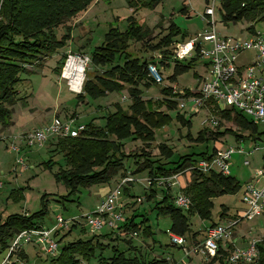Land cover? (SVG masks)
<instances>
[{
    "label": "rangeland",
    "instance_id": "1",
    "mask_svg": "<svg viewBox=\"0 0 264 264\" xmlns=\"http://www.w3.org/2000/svg\"><path fill=\"white\" fill-rule=\"evenodd\" d=\"M157 4L153 10L147 7L132 10L126 0H93L75 16L65 18L60 25L53 27V31L58 37L69 33L65 46L54 54L43 55L39 57L37 62L26 65L30 71L20 75V81L15 90L17 102L8 106L11 109L8 123L0 121V219L10 213L28 214L38 211L42 208L41 203L44 201V198L41 197L46 194L44 197H46L47 212L41 220L42 225L48 228L52 227L56 222L57 215H61L63 218L76 217L80 224L71 226L70 231L63 229L58 234L64 237V240L75 239L79 236L86 238L91 236L93 232L88 226L83 225L85 224L84 216L97 209L102 198L100 190L103 187L114 188L122 178L135 176V179L123 185L124 196L131 202L122 206V213L129 216H132V213L138 214L132 217L138 222L147 216L155 241L143 236L140 231L135 233L130 228L126 231L115 228L112 229L115 232H110L111 236L99 237L100 241L108 244L104 254L106 256L111 254V246L116 245L124 249L127 255L138 256L147 264L155 260H159L163 264H204L209 261L204 256L185 255L182 249L170 243L166 229L170 219L167 216V221L165 217L157 216L155 209H149L150 206L146 199L148 192L147 171L133 176L132 171L136 167L133 158L125 159L123 168L115 172L109 181L80 185L77 189V195L71 199H66L64 195L67 192V187L63 180L56 177L60 169L67 168L63 152L52 151V146L48 143L41 146L34 144L28 148L20 138L25 132L44 127L47 122L52 120L53 116L69 117L72 115L83 122H87L92 117L91 119L99 124L103 123L101 119L106 114L114 110V103L118 102L122 107L127 106L128 94L126 91L122 93L113 91L97 98L86 95L83 102H78L76 94L82 91H69L65 80L60 79L59 73L56 71L57 63L61 61V58L65 56L66 59L68 54H71L74 57L80 56L84 61V81L87 77L86 74L93 77L96 73L101 72L103 67L94 68L90 63L89 54L102 41L110 25L117 24L120 28H125L127 18L134 16L146 28H149L151 33L144 41H132L130 46L131 51L142 56L146 61H151L155 56L150 55L156 54V51L149 52L146 49L147 43L155 44L166 34L170 17L181 29L188 31L189 35L192 34L190 32L209 29L206 22L201 18L205 7L204 0H161ZM182 5H185L186 14L189 16L180 11ZM0 21H4L2 15H0ZM215 29L221 35L245 39L251 36L252 29L264 35V20L255 22L243 18L236 22H223L221 13L215 10ZM254 57L255 50H245L236 55L235 63L245 67L253 61ZM206 61L207 58L195 59L194 64L183 70H176L174 60H170L166 65L164 61H161L158 63V69L163 76L161 84L152 83L146 86L141 82L139 88L142 91V97L144 99L151 98L153 101L160 100L163 97L161 88L170 84H175L177 88L186 89L190 92L194 91L198 84V77L207 75L204 64ZM186 62L187 60H184L182 63ZM177 102H183L184 108L179 109L176 105V108L168 110L166 106L163 107L170 115L171 120L162 127L154 129V141L149 147L140 140L127 139L124 140V151L138 152L142 148L149 151L151 157L160 158L164 161L165 158L160 154L158 148L161 143L172 149L173 159L188 152L191 148L202 150L207 146L209 151H212L213 148L223 150L227 147L247 146L250 151L252 146L256 145L257 148L253 149L252 153L245 155L234 152L229 159L231 162L230 173L235 175L240 182L247 180L257 166L261 164L264 154V134L258 136L257 133L264 130V124L254 123L255 129L252 128L251 123H248L247 127H243L239 124V117L238 120L234 119V116L238 115L236 110L227 106L224 101H220L219 106L220 110L227 111L226 115L221 114V111H210L204 106L194 109L188 94ZM177 114L183 115L181 117L189 122V126L182 123ZM210 116H214L218 120L216 126H211L208 122H201L205 117ZM242 117L246 122L253 123L250 116L243 114ZM204 128L208 129L206 132L209 137L208 140L204 143L195 141L199 131ZM218 128L223 131L225 128L228 130L215 137L211 131ZM188 133L192 138H187ZM245 159L248 160V164L244 163ZM190 179L191 170L189 169L178 173L176 178L169 179L174 180L170 185L172 195L179 186L183 187ZM165 187L166 185L157 186L156 184L155 191L158 197L162 196L161 189ZM19 189L23 195H26L25 199L24 196H21L20 191L11 194L12 190ZM240 196L241 192L238 191L235 194L225 193L214 197L211 219L202 220L198 214H191L189 216L190 226L185 232V236L191 238L192 233L197 234L198 238L193 237L191 240L194 244H198L204 236V227L213 220V222L219 220L218 212L222 205L226 206L229 213H234L235 210L242 207ZM136 197H140L141 201L138 202ZM107 220L114 221L112 217L107 218ZM105 224L99 228L100 232L109 231L110 226ZM83 226H85L84 229ZM236 229L239 232L238 239L242 238L240 235L243 234L247 238L253 236L259 240L264 239V215L257 216L253 220H243L236 226ZM24 248H26L25 253H28L26 259L22 258L20 254H24L23 248L16 252H9L8 246L0 249V264H10L14 263L13 261H16L17 264L19 262L23 264L49 263L50 255L45 254L42 243H29ZM223 248L227 249L226 246ZM96 254H98V250H96ZM82 264L98 263L96 259H92L88 262L83 261Z\"/></svg>",
    "mask_w": 264,
    "mask_h": 264
},
{
    "label": "trees",
    "instance_id": "2",
    "mask_svg": "<svg viewBox=\"0 0 264 264\" xmlns=\"http://www.w3.org/2000/svg\"><path fill=\"white\" fill-rule=\"evenodd\" d=\"M93 0H0V15L4 21H0V121L8 123L11 106L17 102L15 96L16 85L20 81L23 72L30 71L26 65L37 62L39 57L54 54L65 46L69 33L58 37L53 31V27L62 23L65 18H71L77 12L84 9ZM128 6L134 10L139 7L153 9L160 0H126ZM208 1V0H205ZM216 10L221 15L223 22L238 21L243 18L251 21L264 20V0H218ZM181 12L186 8L181 7ZM69 28V26H67ZM252 32L255 30L252 29ZM150 35V31L143 24H140L134 16L127 18V24L123 30L117 25H110L102 42L96 45L89 54L90 63L94 68L103 67L102 71L93 77L86 74V79L82 85V92L77 93V101L83 102L86 95L91 98L105 96L109 92H120L126 90L130 103L126 108L119 103L115 104V110L105 115L103 123H86V129L76 137L51 138L49 145L53 146L52 151H62L67 168L60 169L56 174L57 178L63 180L67 187L64 197L71 199L77 195L80 185L92 183H105L112 175L123 168L125 159L133 158L136 167L133 174L147 171L150 180L146 199L151 202L150 210L155 209L158 215H167L171 220L169 230L185 235L189 228V216L198 214L202 220L211 219L213 198L221 194H235L239 188V181L232 175H223L218 172L203 173L196 169H191V179L182 188L191 200V206L186 211L173 204V195L170 186L162 188V196L156 198V179L168 177L179 173L189 167L194 161L210 157L216 150H197L191 148L186 153L180 154L173 159V151L166 144L158 145L160 154L165 158L151 157L149 151L140 149L136 152L124 151V140H140L149 147L154 141V129L162 127L170 122L171 117L167 109L176 108V101L162 98L161 100L144 99L139 84L143 82L149 86L153 82L148 78L146 66L151 61L134 55L129 49L130 41H144ZM181 35L188 36L186 30L171 22L166 35L162 36L155 44L147 43L146 49L154 51L157 48L168 47L172 38ZM164 56H168L169 48L162 50ZM195 59L187 60L186 63H176V70H183L195 63ZM117 60H119L117 62ZM65 61V56L57 63L56 71L59 73ZM163 95L170 93L169 87H162ZM186 91V94H190ZM238 115L234 116L239 124L247 127L248 123L242 117L243 113L236 110ZM221 114L226 115L227 111L222 110ZM183 115L177 114L181 122L189 126L187 120H183ZM225 130L211 131L217 137ZM207 128L199 131L195 141L204 143L208 140ZM264 134V130L257 133L258 136ZM187 138H192L188 133ZM195 147V146H194ZM51 160V159H48ZM47 161V160H46ZM19 190H12L11 194H16ZM42 208L28 214L10 213L0 219V249L7 247L8 239L21 230L41 227L43 215L47 212L45 198ZM20 196V195H18ZM15 199V198H14ZM17 200V199H15ZM227 211L222 205L221 216ZM132 216L126 217L116 229L126 231L130 228L133 232L140 231L145 237L151 235L148 218L135 221ZM147 221V222H146ZM219 222L211 221L207 226ZM73 227V226H72ZM71 227V228H72ZM68 229V231L71 230ZM85 226H83V229ZM205 230V228H204ZM203 230V231H204ZM109 232L93 233L91 236L64 240L57 232L52 233V237L59 244V253L50 256L48 264H82L83 261L96 259L98 264H147L138 256L127 255L124 249L113 245L111 254L106 256L104 251L108 247L107 243L99 240V237L111 236ZM115 232V231H114ZM196 235L191 234V237ZM264 239L257 242L258 257L251 263H228L226 261L227 252L218 250L217 256L204 264H264ZM98 250V254H96ZM220 253V255H218ZM26 259V255L20 253ZM16 264V263H11ZM150 264H163L159 260L151 261ZM165 264V263H164Z\"/></svg>",
    "mask_w": 264,
    "mask_h": 264
},
{
    "label": "built area",
    "instance_id": "3",
    "mask_svg": "<svg viewBox=\"0 0 264 264\" xmlns=\"http://www.w3.org/2000/svg\"><path fill=\"white\" fill-rule=\"evenodd\" d=\"M216 3L217 0L206 1L201 15L209 29L194 32L186 39L173 41L172 50L168 56H164L160 52L156 56L165 59L167 62L169 60L182 62L193 58H207V61L204 62L207 75L198 77L196 89L188 94L193 108L197 109L204 106L210 111H222L219 103L224 101L227 106L250 116L253 123L264 124V35L254 31L251 32L249 38L241 39L219 34L215 29ZM245 50H255V57L245 67L243 65L238 66L235 63L236 55ZM71 58H74V55L68 54L60 69L59 78L65 80L70 91L75 92L72 86L73 75L70 70ZM146 71L148 78L153 83L161 84L163 76L154 61L147 64ZM84 76L85 67L83 66L82 83ZM80 91H82V87L77 92ZM170 91V98L176 102L187 95V90L177 88L175 84L171 85ZM184 105L183 102H177L179 109L184 108ZM201 122H208L211 126L218 124V120L214 116L205 117ZM85 129L86 125L76 122L73 116L65 119L54 118L44 127L25 132L20 138L28 147L34 144L41 146L51 138L79 136ZM255 148L257 146H254L253 149ZM234 152L247 155L252 150L250 152L245 151L241 146L216 150L210 157L194 161L186 169H196L203 173L213 171L229 175V159ZM244 163L248 164V160L245 159ZM177 175L178 173L168 177H159L156 179L157 184L170 186L174 180L169 179L176 178ZM131 180L133 178L124 177L117 186L110 189L101 199L97 209L92 213L85 214V224L83 225L88 226L93 233H99V228L105 223V225L110 226V229H115L123 217L122 204L119 201L124 194L123 185ZM136 200L140 202L141 198L136 197ZM240 200L243 204L242 209L237 211L235 216L225 221L206 226L203 240L198 244L192 242L191 246H187V236L167 230L170 243L180 247L185 255L202 253L208 257L216 256L223 240L233 236L234 229L240 221L243 219L253 220L255 217L264 214V164L256 169L251 180L242 185ZM173 204L178 208L188 210L191 206V200L179 189L173 193ZM110 217L114 221L107 220ZM78 223L76 217L63 218L61 215H57L56 222L52 227L48 228L41 225L39 228L21 230L14 235L9 245V252H15L29 243L40 242L44 245L45 254L55 256L59 253V244L52 237V233L69 229ZM258 241L259 239L252 238L245 247L232 249L227 256L228 262H253L258 256ZM19 264L23 263L19 262Z\"/></svg>",
    "mask_w": 264,
    "mask_h": 264
},
{
    "label": "crops",
    "instance_id": "4",
    "mask_svg": "<svg viewBox=\"0 0 264 264\" xmlns=\"http://www.w3.org/2000/svg\"><path fill=\"white\" fill-rule=\"evenodd\" d=\"M218 1V0H217ZM160 2H161V0H160ZM204 2L206 3V1L204 0ZM158 4H156V6H157ZM156 6H154V8L156 7ZM182 7H185V5H182ZM153 8V9H154ZM186 8V7H185ZM152 9V10H153ZM184 14H186V11L185 12H183ZM165 14V13H164ZM186 15H188V14H186ZM189 16V15H188ZM137 21L140 23V24H142L141 23V21L140 20H138L137 19ZM205 21V20H204ZM171 22H173V23H175V25H178L175 21H173L172 20V17H170V21H169V23H168V26H167V32H168V27L170 26V24H171ZM117 25V24H116ZM117 27L120 29V30H123L124 28H120L118 25H117ZM148 30L150 31V29L148 28ZM167 32H166V34H167ZM150 33H151V31H150ZM187 33H188V36H185V37H182L181 35H177V36H175V37H173L171 40H172V42H171V44L168 46V47H163V48H157V49H155L154 51H156L155 53L157 54V53H163L162 52V50L163 49H166V48H169L170 49V51L172 50V46H173V41H175V40H182V39H186L187 37H189L190 35H189V32L187 31ZM190 33H194V32H190ZM165 34V35H166ZM191 34V35H192ZM104 38V37H103ZM103 40V39H102ZM102 42V41H101ZM100 42V43H101ZM136 42H140V41H136ZM99 43V44H100ZM131 43H132V41H130V44H129V49H130V46H131ZM144 43V42H143ZM98 45V44H97ZM131 50V49H130ZM151 50H149V52H150ZM134 55H136L133 51H131ZM152 52V51H151ZM156 54H154V55H150V56H155V58L153 57V61L156 63V65H157V67H158V63H160L161 61H164V63H165V65L170 61H165V59H160V58H157V56H156ZM136 56H139V55H136ZM139 57H142V56H139ZM183 62V61H182ZM176 63H180V62H176ZM163 87H171V84L170 85H167V86H163ZM68 88V87H67ZM69 90V89H68ZM186 90V89H185ZM70 91V90H69ZM126 90L124 89V90H122V91H120V92H118V93H122V92H125ZM126 93H127V91H126ZM108 94V93H107ZM106 94V95H107ZM128 94V93H127ZM170 95H171V91H170V93L169 94H167V95H163V97L162 98H168V99H171L170 98ZM161 98V99H162ZM160 99V100H161ZM157 100H159V99H157ZM172 100V99H171ZM116 103H118V102H116ZM116 103H114V110H115V104ZM130 103V100H129V98H128V104ZM127 104V105H128ZM127 106H125L124 108H126ZM164 107V106H163ZM163 107H161V109L162 110H164V108ZM113 110V111H114ZM112 112V111H111ZM110 113V112H109ZM107 115V114H106ZM69 117H72V115H70ZM74 117V116H73ZM54 118H60V119H65V118H68V117H66V116H53V118H52V120L54 119ZM92 118V117H91ZM89 119L87 122H83L82 120H80V119H78L77 117H75V121L76 122H78V123H83V124H86V123H88V122H94L95 123V121H94V119ZM52 120H50L49 122H51ZM101 121H102V119H101ZM49 122H47V123H49ZM95 124H97V123H95ZM56 139V138H55ZM51 141H46L45 143H50ZM254 146H256V145H254ZM254 146H252L253 148H254ZM28 147V146H27ZM241 147H243V146H241ZM28 148H30V147H28ZM52 148H53V146H52ZM253 148L251 149L252 151H253ZM243 149L245 150V151H249L248 150V147L246 146V147H243ZM250 150V151H251ZM249 151V152H250ZM238 154H243V153H240V152H237ZM252 153V152H251ZM250 154V153H249ZM229 163L231 164V162L229 161ZM264 164V154H263V156H262V159H261V164H259V166H257V168L258 167H260L261 165H263ZM256 168V169H257ZM256 169L254 170V172H253V174L251 175V176H249V178L247 179V180H244L243 182H240L239 181V179L235 176V175H233L232 173H230L229 175H232V176H234L238 181H239V183H240V188H239V192H241V187H242V185L245 183V182H247V181H249V180H251L252 178H253V176H254V174H255V171H256ZM134 170V169H133ZM123 171V170H122ZM140 173L141 172H139V173H137L138 175H140ZM137 174H135V175H137ZM146 174H147V172H146ZM133 176H134V174H133ZM133 179H135V176L134 177H132ZM178 178V177H177ZM127 184V183H126ZM147 186H148V188H149V184H150V180H149V178H148V182H147ZM186 184L187 183H185L184 184V186H186ZM127 186V185H126ZM157 186H158V184H157ZM183 186V187H184ZM183 187H180L179 186V188L177 189V191L179 190V189H182ZM110 189H112V187H103L100 191V193H101V197L102 198H104V196L109 192V190ZM237 191V192H238ZM236 192V193H237ZM23 195V194H22ZM24 196V199H25V197H26V195H23ZM241 197V196H240ZM101 198V199H102ZM156 198H159L158 197V194L156 195ZM119 201L121 202V204H122V206H125L124 204H126L127 202H131V201H129L128 200V198H125V196H124V194L121 196V198L119 199ZM240 202H241V200H240ZM149 203V205H151V202H148ZM241 204H242V202H241ZM226 207V206H225ZM242 207H243V204H242ZM242 207H239V209H237V210H235V212L234 213H229L228 211H226L225 212V215L224 216H221L220 214H221V210L218 212V217H219V222H222V221H225L226 219H228V218H230V217H233V216H235L236 215V213H237V211H239V210H241L242 209ZM147 211V210H146ZM187 211V210H186ZM122 212H123V209H122ZM148 212V211H147ZM157 216H159L158 214H156ZM264 215V214H263ZM160 216H163V217H167V215H160ZM126 217H129V215H125L124 213H123V217H122V219L118 222V224H120L122 221H124L125 219H126ZM147 217V216H146ZM169 217V216H168ZM216 218V217H215ZM170 219V218H169ZM166 220L168 221V219L166 218ZM243 220H245V219H243ZM242 220V221H243ZM214 221V220H213ZM218 221H216V222H218ZM241 222V221H240ZM42 224V223H41ZM118 224H117V226H118ZM240 224V223H239ZM150 226V225H149ZM170 226H171V220L170 221H168V226H167V230H169V228H170ZM205 228V227H204ZM111 229L109 228V231H110ZM150 230H151V226H150ZM204 230V229H203ZM109 231H105V233L106 232H109ZM101 233H103V232H101ZM16 234V233H15ZM14 234V235H15ZM193 234V233H192ZM239 234V232L237 231V229L235 228L234 229V232H233V236L231 237V238H229V239H226V240H224L222 243H221V248L220 249H222L223 251H225V252H227V256H228V254L231 252V250L232 249H234L235 247H245L247 244H248V242L250 241V239H252V238H255V237H251V238H247L244 234L243 235H240V236H242V238H239L238 239V237H237V235ZM14 235H13V237H14ZM13 237L12 238H10V239H8V247H9V245H10V243H11V241H12V239H13ZM148 238H150L152 241H155V239H154V237L152 236V231H151V235L150 236H147ZM198 238V236H197V234L196 235H194V236H192L191 238ZM204 237V236H203ZM188 238V237H187ZM191 238H188V245L187 246H191V244H192V240H191ZM236 239H237V241H236ZM201 240H203V238L201 239ZM248 240V242H246ZM246 243H245V242ZM28 245V244H27ZM223 246H226L227 247V249H225V248H223ZM24 247H26V245H24L22 248H23V251H24V254L26 255V254H28V253H25L26 252V248H24ZM180 248V247H179ZM181 249V248H180ZM229 251V252H228ZM16 252V251H15ZM192 254H195L196 256L198 255V256H201V257H206V258H208L209 259V261H210V259H212L213 257H208V256H206V255H204V254H202V253H191V254H189V255H192ZM218 255H220V253L218 254ZM217 256V255H216ZM227 256H226V261L228 262V260H227ZM215 257V256H214ZM208 261V262H209ZM14 263H16L17 264V262L16 261H13ZM229 263V262H228ZM11 264V263H10ZM176 264H178V263H176ZM182 264H187V263H182ZM189 264V263H188ZM213 264H218V262H214Z\"/></svg>",
    "mask_w": 264,
    "mask_h": 264
},
{
    "label": "bare ground",
    "instance_id": "5",
    "mask_svg": "<svg viewBox=\"0 0 264 264\" xmlns=\"http://www.w3.org/2000/svg\"><path fill=\"white\" fill-rule=\"evenodd\" d=\"M84 66V61L79 57L71 58L70 60V70L72 71L73 80L72 86L75 92L79 91L82 87V69Z\"/></svg>",
    "mask_w": 264,
    "mask_h": 264
}]
</instances>
